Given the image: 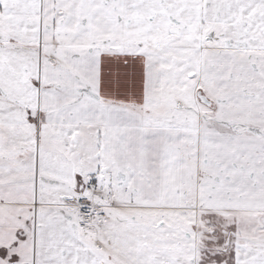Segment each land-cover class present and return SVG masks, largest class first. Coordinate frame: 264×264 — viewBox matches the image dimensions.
Listing matches in <instances>:
<instances>
[{"label":"snow or ice","instance_id":"6c2138e0","mask_svg":"<svg viewBox=\"0 0 264 264\" xmlns=\"http://www.w3.org/2000/svg\"><path fill=\"white\" fill-rule=\"evenodd\" d=\"M0 264H264V0H0Z\"/></svg>","mask_w":264,"mask_h":264}]
</instances>
